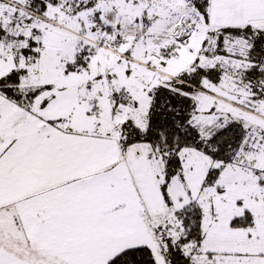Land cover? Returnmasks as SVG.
Here are the masks:
<instances>
[{
  "label": "snow or ice",
  "instance_id": "obj_1",
  "mask_svg": "<svg viewBox=\"0 0 264 264\" xmlns=\"http://www.w3.org/2000/svg\"><path fill=\"white\" fill-rule=\"evenodd\" d=\"M0 264H264V0H0Z\"/></svg>",
  "mask_w": 264,
  "mask_h": 264
}]
</instances>
